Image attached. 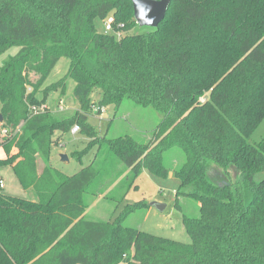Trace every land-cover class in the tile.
I'll use <instances>...</instances> for the list:
<instances>
[{
	"label": "trees",
	"instance_id": "16d2710c",
	"mask_svg": "<svg viewBox=\"0 0 264 264\" xmlns=\"http://www.w3.org/2000/svg\"><path fill=\"white\" fill-rule=\"evenodd\" d=\"M110 18L113 31H100ZM136 26L131 0H0V56L19 48L0 70V167L36 196L0 191V264H264V141L250 142L264 121V0H171L157 29L130 34ZM62 58L69 71L44 94L65 95L73 80L80 110L57 118L38 95ZM127 100L163 115L148 144L89 123ZM74 125L92 139L83 154L97 152L68 176L51 157L56 133ZM175 148L186 156L176 205L200 204L199 217H182L191 244L126 227L146 204L86 218L87 196L120 203L144 170L167 177ZM211 162L223 175L211 179Z\"/></svg>",
	"mask_w": 264,
	"mask_h": 264
},
{
	"label": "rangeland",
	"instance_id": "374dc122",
	"mask_svg": "<svg viewBox=\"0 0 264 264\" xmlns=\"http://www.w3.org/2000/svg\"><path fill=\"white\" fill-rule=\"evenodd\" d=\"M108 20L97 22V27L100 31H105V24ZM149 27L136 26L130 34H143L153 31ZM19 52V48L13 47L0 56V70L3 64L12 56ZM70 63L67 59L62 58L47 82L38 98L42 100L46 95L44 92L52 85L64 79L69 71ZM34 79V77H33ZM75 82L67 80V88L65 95H62L61 89L57 91H49L46 96L47 100L45 107L49 109L51 114L57 118H65L74 116L79 110V105L74 101L73 91L75 89ZM93 100L97 101V96L93 95ZM64 102V110L59 107V102ZM2 111V104L0 102V115ZM113 106L105 108L101 116L97 115L92 110L89 116L90 125L94 126L102 136L108 138H118L129 136L140 142L141 144H148L153 140L154 131L161 123L163 115L158 113L153 108H143L137 106L132 101H125L118 110L117 116ZM2 123L0 124L1 129ZM75 125L69 129L64 135L56 133L55 140L57 146L53 148L51 165L60 170L68 176L77 174L82 168L88 166L93 160L97 147L89 150L87 154H83L88 144L92 139L81 133V130L76 135L72 134ZM264 141V121L256 129L251 137L250 142L261 143ZM68 157V161L64 162L62 156ZM83 155L82 162H79L76 157ZM6 157L4 149L0 148V159ZM165 166L169 170L167 177H158L147 170H144L135 186L130 189L123 202H115L111 199H105L102 196L97 198L87 196L86 202L88 209L86 211V218L89 220L107 222L114 220L123 211L127 204H146V208L138 210L132 214L125 222L126 227L138 229L145 233L155 236L168 238L182 244H191L192 239L186 229L184 228L182 217L184 215L192 218L200 216L199 202L180 196L178 208L176 205V192L180 186V181L174 176V172L180 169L186 162V156L180 149H171L164 155ZM42 165V163H41ZM220 173L223 175V169L214 162L210 163V177L213 178L212 173ZM227 178L233 182L236 180V172L234 169L229 170ZM2 179V180H1ZM264 180V174L256 176L257 182ZM0 181L4 184V193L17 194L21 198L27 200H36L33 190L24 189L17 181L14 172L10 166L0 168ZM137 186V187H136ZM13 192V193H12ZM111 197L116 195L110 194ZM164 206V210L157 209L156 205Z\"/></svg>",
	"mask_w": 264,
	"mask_h": 264
},
{
	"label": "water",
	"instance_id": "95a60500",
	"mask_svg": "<svg viewBox=\"0 0 264 264\" xmlns=\"http://www.w3.org/2000/svg\"><path fill=\"white\" fill-rule=\"evenodd\" d=\"M134 8V18L137 25L157 29L165 20L171 0H131ZM4 118L0 115V124ZM62 160L68 161L63 155ZM157 209L163 211L164 206L157 204Z\"/></svg>",
	"mask_w": 264,
	"mask_h": 264
},
{
	"label": "built area",
	"instance_id": "2783aa9c",
	"mask_svg": "<svg viewBox=\"0 0 264 264\" xmlns=\"http://www.w3.org/2000/svg\"><path fill=\"white\" fill-rule=\"evenodd\" d=\"M112 24H113V19H112V18L108 19V21H107L106 24H105V31H106V32H112V31H113V26H112ZM59 107H60L62 110H64V102H63V101H60V102H59ZM103 112H104V111H103ZM96 113H97V111H96ZM79 131H80V128H79L78 126H76L75 129L72 130V134H73V135H76L77 133H79ZM2 186H3V183L0 182V188H2Z\"/></svg>",
	"mask_w": 264,
	"mask_h": 264
},
{
	"label": "crops",
	"instance_id": "0c3cea01",
	"mask_svg": "<svg viewBox=\"0 0 264 264\" xmlns=\"http://www.w3.org/2000/svg\"><path fill=\"white\" fill-rule=\"evenodd\" d=\"M1 148V147H0ZM3 149V148H2ZM16 150H13L12 152H11V156H15V154H16ZM7 154H6V157L4 158V159H0V160H5V159H7ZM6 166V165H5ZM7 166H10L11 168H12V166L11 165H9V164H7ZM2 167H4V166H2ZM2 167H0V168H2ZM2 180V179H1ZM18 181V180H17ZM1 182V181H0ZM5 187H4V184H3V186H2V188H0V191L2 190V189H4ZM2 192V191H1ZM3 193V192H2ZM13 193V192H12ZM4 194H6V195H8V196H13V197H16V195L17 194H11V193H5L4 192ZM17 197H19V198H21L20 196H17Z\"/></svg>",
	"mask_w": 264,
	"mask_h": 264
}]
</instances>
